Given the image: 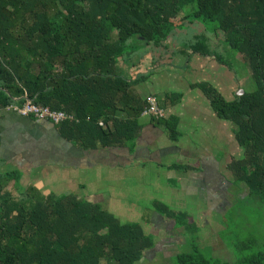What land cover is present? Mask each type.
<instances>
[{
	"label": "trees",
	"instance_id": "trees-1",
	"mask_svg": "<svg viewBox=\"0 0 264 264\" xmlns=\"http://www.w3.org/2000/svg\"><path fill=\"white\" fill-rule=\"evenodd\" d=\"M181 20L213 22L208 29L221 32L249 63L253 90L233 100L209 84L203 90L218 115L234 124L243 148L244 157L230 165L236 181L248 185L247 199L264 203V0H0V108L28 97L74 113L78 122L58 130L85 149L129 146L146 100L118 64L148 45L168 48ZM121 109L126 118L119 117ZM20 178L0 174V264H135L152 246L139 223L121 222L74 193L44 195L30 186L15 196L8 186L14 180L19 188ZM156 205L178 226L197 229L186 213ZM197 240L174 264H264V251L231 261L230 252L206 256Z\"/></svg>",
	"mask_w": 264,
	"mask_h": 264
},
{
	"label": "crops",
	"instance_id": "crops-1",
	"mask_svg": "<svg viewBox=\"0 0 264 264\" xmlns=\"http://www.w3.org/2000/svg\"><path fill=\"white\" fill-rule=\"evenodd\" d=\"M196 24L200 27L194 37L205 35L206 27L200 21L181 20L166 42L168 48L148 45L118 64V73L134 81L137 96L142 100L156 97L166 111L160 122L139 116L141 127L129 146L85 149L64 138L58 126L50 121L1 107L0 174L21 175L17 190L13 187L14 180L9 183L14 195L30 186L44 195L74 193L100 203L121 222L139 223L152 237L153 244L135 264H174L176 255L184 246L189 247L192 240L187 227L178 226L163 207H157V202L167 205L172 212L187 214L188 222L197 227L194 231H198L199 245L201 241L211 243L210 239H203L204 230L206 226H214L212 230L222 235V243L214 239L217 251L222 256L229 255V242L223 237V231H228L225 217L240 202L254 200L247 199L248 185L236 181L230 168L234 159L244 157L235 126L218 115L203 84L233 100L245 92L246 81L233 65L223 64L218 56L204 59L197 54L204 48L198 42L189 46L184 43L180 35L183 28ZM206 37V49L210 45L222 48L225 44L221 32L211 31ZM176 56L178 65L174 64ZM165 59L171 62L166 64ZM118 115L128 116L122 109ZM169 127H174V131ZM149 173L154 175L152 191L166 192L167 198L156 200L157 196H152L153 202L144 201L149 198L152 184L144 179ZM160 175L165 177L164 182L160 181ZM173 203L177 209L172 207ZM186 205L197 210L200 219H193L184 210Z\"/></svg>",
	"mask_w": 264,
	"mask_h": 264
},
{
	"label": "rangeland",
	"instance_id": "rangeland-1",
	"mask_svg": "<svg viewBox=\"0 0 264 264\" xmlns=\"http://www.w3.org/2000/svg\"><path fill=\"white\" fill-rule=\"evenodd\" d=\"M192 6L186 7V12L192 13L193 12ZM203 23V22H202ZM214 23L208 22L205 27L207 32H205V35L208 36L211 33V30H209V27H212ZM202 25V24H201ZM196 29H195V28ZM199 24L191 26V28H183V31L180 35H183L184 37V43L186 45L200 43L201 47H204L201 51H197V54H199L201 57H204V59H207L208 57H215L218 56L219 60L223 62L225 65H233L234 69L236 70L237 74L241 77H244L246 83H245V90H253L254 88V82L252 79V76L250 75V67L249 63L243 58V56L238 53L237 51L233 50L226 44H223L222 48L218 46L217 49H215L212 45L210 47H207L206 49V43H208V37H206L204 34L199 35L197 38L194 37L195 31L197 28H199ZM195 38V39H194ZM206 42V43H205ZM152 48V46H150ZM205 49L206 54L203 52ZM172 59V58H171ZM171 59L167 61L171 62ZM175 65L180 64V62L176 61L177 56L174 57ZM203 59V60H204ZM193 61V60H192ZM144 179H148V181H152V184L150 185L148 189V196L149 198H144V201L153 202L152 196H157L156 200L164 197V194L161 191L153 192L152 189L154 187V175L148 174L144 177ZM160 181L164 182L165 177L163 175H160ZM48 192V191H46ZM253 201V200H252ZM174 204V203H173ZM173 208L177 209L176 205H172ZM185 211H188L193 219H200L199 214H197V210L191 209L189 205H186L184 207ZM226 222L225 224L228 226V231H223V237L225 240H227L230 257L229 260L235 261L240 257H243L248 254H254L261 251H264V203H260L257 199L254 200V202H240L239 205L235 206L231 209L230 213L226 215L225 217ZM199 221V220H198ZM197 221V223H198ZM205 221H202L203 224ZM214 224V223H213ZM215 225V224H214ZM213 227L206 226L204 230V236L201 232V235L203 236V239L208 238L211 240V243H202L199 245L202 248V251L206 256H219L221 258H228L222 256L223 254L219 253L217 251L218 245L215 244L214 239L217 238V243H222L220 240L222 239V235L218 233V231L212 230ZM204 229V228H203ZM192 238L195 236H198V234L191 233ZM188 246V245H187ZM184 246L181 250H188L189 247ZM243 248L241 251L237 247ZM244 252L241 254L240 252ZM227 255V254H226ZM231 258V259H230ZM149 264V263H147Z\"/></svg>",
	"mask_w": 264,
	"mask_h": 264
},
{
	"label": "built area",
	"instance_id": "built-area-1",
	"mask_svg": "<svg viewBox=\"0 0 264 264\" xmlns=\"http://www.w3.org/2000/svg\"><path fill=\"white\" fill-rule=\"evenodd\" d=\"M8 108L23 116H32L37 120H47L55 125L68 121L78 122L79 120L74 113L65 110L52 109L49 106L37 104L28 97H25L21 104H11ZM165 114V109L159 105L156 97L149 96L146 100L142 115L162 119L165 117ZM99 123L100 125H104L102 121Z\"/></svg>",
	"mask_w": 264,
	"mask_h": 264
}]
</instances>
